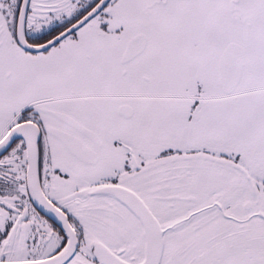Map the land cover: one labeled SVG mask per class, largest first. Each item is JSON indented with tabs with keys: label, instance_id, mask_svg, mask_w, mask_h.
I'll return each instance as SVG.
<instances>
[{
	"label": "snow or ice",
	"instance_id": "snow-or-ice-1",
	"mask_svg": "<svg viewBox=\"0 0 264 264\" xmlns=\"http://www.w3.org/2000/svg\"><path fill=\"white\" fill-rule=\"evenodd\" d=\"M0 264H264V0H0Z\"/></svg>",
	"mask_w": 264,
	"mask_h": 264
}]
</instances>
